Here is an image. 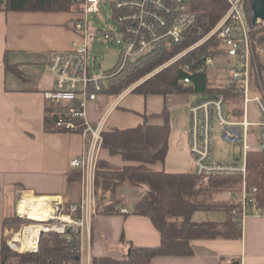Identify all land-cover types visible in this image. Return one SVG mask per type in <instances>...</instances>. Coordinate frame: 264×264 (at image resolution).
<instances>
[{"label":"crops","instance_id":"obj_1","mask_svg":"<svg viewBox=\"0 0 264 264\" xmlns=\"http://www.w3.org/2000/svg\"><path fill=\"white\" fill-rule=\"evenodd\" d=\"M80 15L73 11L7 12L0 11V264L1 249L10 231L6 220L17 217L19 196L25 199H47L48 203L62 201L79 203L81 198V173L70 162L81 155L84 138L80 132L56 131V126L46 129V117L55 113L46 99L54 89V77L47 65L55 52L69 51L74 42L83 41L75 31ZM92 54V53H91ZM118 57V55H117ZM91 75H99L111 69L116 61ZM95 58L92 55L93 63ZM264 70V69H263ZM21 72V75L17 72ZM264 77V71L262 72ZM257 88V87H256ZM124 91L119 96L106 91L87 108V119L92 126L104 120L105 132L115 129L137 128L145 123L164 126L160 117L169 113V152L164 163L149 168L168 174L194 172L189 149V108L208 96L195 94L140 95ZM228 102V114L232 120L244 117V103L240 96ZM252 122L259 119L255 105L249 106ZM220 129L215 139V129ZM213 134V158L218 163L237 161L236 150L230 155L219 151L222 129L215 126ZM252 135V136H251ZM249 141L257 144L258 132L252 130ZM229 144V143H226ZM236 147V146H235ZM241 153L242 147L240 146ZM99 160L113 169L138 165L125 162L119 155H111L101 149ZM239 161V160H238ZM143 189V195L146 188ZM121 192V191H120ZM215 197L229 208L235 200ZM119 214H96L85 238L82 264H94L93 259L110 257L123 259L129 245L156 248L162 244V234L152 221L144 216L131 214L141 196L126 202ZM126 210L127 212H123ZM214 214L213 218L200 216ZM242 226L241 239H201L190 244L189 256H159L151 264H264V212L251 209ZM228 218L225 209L199 211L193 215L196 223H224ZM233 221L239 223L234 217ZM125 241V242H124Z\"/></svg>","mask_w":264,"mask_h":264},{"label":"built area","instance_id":"obj_2","mask_svg":"<svg viewBox=\"0 0 264 264\" xmlns=\"http://www.w3.org/2000/svg\"><path fill=\"white\" fill-rule=\"evenodd\" d=\"M225 1L229 9L218 25L180 55L182 58L198 52L208 41L216 38L221 55L230 59L226 87L240 96L244 103V117L241 121L230 118L228 102L223 95H211L190 106L189 149L194 164L193 173L203 182L213 176H240L245 180L248 175V154L251 151L264 153V84L259 73L258 80L254 78L257 32L264 22L258 19L254 23L252 0ZM71 2V11L80 15L75 31L83 37V41L74 42L69 51L51 55L47 69L53 75L55 84L54 89L46 94V99L55 107L58 115L57 129L80 132L83 135V151L70 162V166L81 173V198L79 203L65 204L61 200L54 202V219L42 224L52 229V223L63 226L61 232L47 231L43 234L54 232L64 235L67 230L73 229L77 233L82 264L85 238L89 225L97 214L96 172L102 149V133L105 132L104 120L97 126L88 122L87 108L106 91L122 85L167 52L182 47L197 21V15L190 11V0H111L115 25L109 31H102V42L115 43L120 51L111 69L99 75H91L90 63L93 59L90 41L98 31L90 24L89 16L99 14L106 0ZM200 60L198 72L208 73L214 57L203 52ZM197 62L198 57L192 58L193 65ZM167 66L169 64L161 68ZM140 84L141 82L134 83L125 91L134 90ZM190 84V78L184 79V86ZM254 85L257 87V95L252 97ZM250 105H255L259 114L256 122L249 118ZM215 126L222 129V138L226 143L242 147V162L237 160L233 163H218L214 160L212 151ZM252 130L258 132L255 146L249 141ZM255 193L256 190L247 189L244 181L241 191L230 194L239 205L232 214L242 226L252 214L251 209L258 212ZM20 197L21 195L19 200ZM17 214L20 220L30 221L19 214L18 207ZM65 216L70 221H66ZM13 236L8 241V246L20 252L11 245ZM39 247L40 241L31 253H38Z\"/></svg>","mask_w":264,"mask_h":264},{"label":"trees","instance_id":"obj_3","mask_svg":"<svg viewBox=\"0 0 264 264\" xmlns=\"http://www.w3.org/2000/svg\"><path fill=\"white\" fill-rule=\"evenodd\" d=\"M196 5L190 8L199 15L185 44L178 48L189 47L207 35L221 20L229 9L225 0H192ZM71 0H0V11L7 12H70ZM264 34V29L261 32ZM264 42V35L261 37ZM219 45L213 40L203 49L191 54L151 77L132 93L140 95H178L195 94L202 96L223 95L227 101L234 99L235 94L218 79L208 73L198 72L201 64V53L212 46ZM220 46V45H219ZM173 49L161 59L147 66L120 86L110 89L119 96L140 78L153 69L165 64L178 51ZM214 56V55H213ZM198 62L192 64V58ZM21 75V72L16 71ZM190 78L191 84L184 86V79ZM160 117L165 120L164 126H152L146 117L145 123L137 128L115 129L102 133V148L111 155H119L125 162L138 165L113 169L99 161L96 172V190L98 197L97 214H119L124 208L120 190L146 188L147 191L134 204L131 214L149 218L162 234V244L156 248L136 247L129 245V252L123 259L104 257L93 259L94 264H151L159 256H189L192 254L191 242L201 239H241L242 225L233 221L232 211L239 205L235 202L225 208L215 197L228 192H239L244 181L247 189L256 190L254 195L258 211L264 212V153L251 151L248 154V175L244 180L240 176H213L207 182L194 173L168 174L157 172L149 166L164 163L169 152L170 123L169 113L165 111ZM58 115L51 113L46 117V129L56 126ZM81 123V122H79ZM56 131H62L55 128ZM225 209L228 218L224 223H196L193 215L199 211ZM21 224L17 217L6 220V227ZM125 242V241H124ZM2 264H81L80 245L77 233L73 229L64 235L43 234L40 238L38 253H19L12 250L7 240L2 249Z\"/></svg>","mask_w":264,"mask_h":264},{"label":"rangeland","instance_id":"obj_4","mask_svg":"<svg viewBox=\"0 0 264 264\" xmlns=\"http://www.w3.org/2000/svg\"><path fill=\"white\" fill-rule=\"evenodd\" d=\"M196 3H197L196 1L190 0L189 8H192L194 5H196ZM196 15H197V20H198L199 15L197 13H196ZM222 18H221V20H222ZM89 22L94 27V29H96L98 31L96 36L94 38H91V41H90L91 53L94 57H96L95 63H93V62L90 63V72L94 74L96 70L98 71V70L104 69L105 67L112 64L114 62V60H116V57L120 51V47L118 45H116L115 43L102 42L103 41L102 40V35H103L102 31H109L115 25V23H114V11H113L111 0H106V2L102 4L99 14L89 16ZM218 23L216 24V26L218 25ZM263 29H264V24L261 28H259V30L257 32L258 43H257V47H256V55H255V62H254V67H255L254 78L256 80H258L257 79V73H259V75H260L259 78H260L262 84H264V77L262 75V72L264 71L263 70L264 69V42H261V37H263V35H264L261 33L263 31ZM191 30H190V32H191ZM205 36L206 35H204L201 39H199V41L202 40ZM213 40L217 41L216 38L211 39L205 45H203L200 48V50L203 49L204 46H206L208 43H210ZM199 41H197V42H199ZM197 42L193 43L189 47H183L182 49H178V51H176V53L173 55V57L169 61H167L165 64L153 69L146 76L140 78L136 83L141 82L140 85H142L144 82H146L151 77H153V76L157 75L158 73L164 71L165 69L172 66L173 64H176L177 62H179L183 58L190 56L191 54H194L192 52V53L180 58V55H182L185 51H187L190 47L195 45ZM212 47L213 48L210 49L209 51L212 52L214 55V56L212 55L214 57V63L210 67V69L208 70V74L213 79H217V80L219 79L220 82H222L223 84H226L227 76L229 75L228 68L231 66L229 63L230 59L227 57H223L221 55L219 45L212 46ZM167 64H169V66H167L166 68H161ZM156 71H158V72H156ZM153 72H156V73L154 75H150ZM256 90H257V88L254 85L252 97H255L257 95ZM219 133H220V129L218 127H216L215 139L219 136ZM250 143H251V141H250ZM217 149H219V151L223 152L225 155H230V153H232L233 150H236L235 153H236V156L238 158L237 160H239L240 162L243 161V153H241L240 146L235 147L232 144L220 143V145L218 146ZM120 191H121L120 192L121 197H123V199L126 200V202H132V200L134 198L143 195V192H142L143 189H141V188L134 189V188H130L129 186H125ZM230 194L231 193L228 192V193L224 194L223 196H220L219 198L220 199H225L226 197L228 198V197H230ZM96 206H98V197H97ZM201 215L204 217L206 216V217H210V218L214 217V214L208 215L206 213H202L198 217H200ZM20 221H21V224H14L12 227H8L10 231L8 232V234L6 236L7 244H8V241H10L12 239L13 234H14V236L18 235V234H21L19 236H22L23 228L36 223L34 221H23V220H20ZM52 226L55 227V223H52ZM53 233L54 232H51V234H53ZM55 234H58V233H55ZM27 252H29V251H27ZM19 253H26V252L24 251V252H19Z\"/></svg>","mask_w":264,"mask_h":264},{"label":"bare ground","instance_id":"obj_5","mask_svg":"<svg viewBox=\"0 0 264 264\" xmlns=\"http://www.w3.org/2000/svg\"><path fill=\"white\" fill-rule=\"evenodd\" d=\"M47 199H25L20 197L19 202V214L23 215L26 219L36 222L33 225H29L22 230L21 234L15 235L14 240L11 241V245L20 252L31 253L38 247L41 235L47 231L63 230L62 225L53 227V229L42 222H48L54 219L55 211L53 203H48ZM66 221H70L67 216L64 217ZM52 229V230H51ZM29 251V252H27Z\"/></svg>","mask_w":264,"mask_h":264},{"label":"water","instance_id":"obj_6","mask_svg":"<svg viewBox=\"0 0 264 264\" xmlns=\"http://www.w3.org/2000/svg\"><path fill=\"white\" fill-rule=\"evenodd\" d=\"M252 9L254 12V23L258 19L264 22V0H252Z\"/></svg>","mask_w":264,"mask_h":264}]
</instances>
